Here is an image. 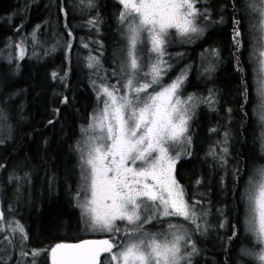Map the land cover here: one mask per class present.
Wrapping results in <instances>:
<instances>
[{"label":"trees","instance_id":"obj_1","mask_svg":"<svg viewBox=\"0 0 264 264\" xmlns=\"http://www.w3.org/2000/svg\"><path fill=\"white\" fill-rule=\"evenodd\" d=\"M92 1L93 6L100 2L106 21L103 31H87L85 24L90 18L79 16L84 23L80 51L66 44L67 37L63 39L64 44L55 41V45L64 47L53 57L35 61L30 57L20 59L17 48L24 46V56L30 52L29 31L41 17L34 16L29 21V16L18 15L19 11L29 8L28 0H0V88L2 99L6 97L9 101L3 106L6 108L9 103L15 113L24 112L22 117L11 116L12 137L0 143V210L6 222L27 224L25 248L42 250L44 264H50V254L44 252L45 249L90 238L85 234V221L76 198L81 184L76 146L81 139V129L89 124L98 105L92 86L95 75L88 67L86 56L88 52L96 54V40L106 44L105 50L110 57L122 47H115L113 43L118 34L110 30L113 20V15L108 14L110 3L107 0ZM237 1L227 0L226 28L207 33L196 45L186 46L187 49L178 37L171 36L172 44L168 47L167 60L171 68L163 81L165 84L176 78L178 70L180 72L178 58L174 56L177 52L186 54L182 64H187L189 58L206 46L217 45L223 47L224 52L221 69L214 72L204 86L191 87L193 91H213V97L208 105L201 104L193 113L189 131L191 143L175 171L190 203L208 206L213 201L215 207L224 211L223 219L229 224L228 232L223 233V240L217 245L208 238L203 239L190 222L172 220L190 233L200 256L208 255V258L196 260L195 264H239L247 261L246 252L255 244L243 224L245 203L242 194L252 172L264 166V154L262 140H259L262 129L255 115L257 96L252 71L245 63L252 19L245 0L240 8ZM70 2L54 0L51 3V9L62 22L64 32L61 33L69 30L65 15ZM73 8L72 1L69 12H76ZM239 16L244 22L245 37L244 41L238 38L241 47L237 48L232 26L236 28ZM71 38L73 36L69 40L75 44ZM9 55L14 57L6 61ZM108 64L105 62L106 66ZM53 73L57 74L55 78ZM225 148L227 152L222 151ZM29 192L35 195V201L27 208L24 197ZM0 227H6V224L0 222ZM166 228L167 220L146 226L150 232ZM6 234L0 232V264H17L22 249L19 247L20 235L16 233L9 243L2 239ZM246 243L247 247L244 246Z\"/></svg>","mask_w":264,"mask_h":264},{"label":"snow or ice","instance_id":"obj_2","mask_svg":"<svg viewBox=\"0 0 264 264\" xmlns=\"http://www.w3.org/2000/svg\"><path fill=\"white\" fill-rule=\"evenodd\" d=\"M198 3L200 0H119L122 11L118 19L125 40L119 77L115 84L93 81L98 107L81 129L83 138L76 146L81 172L78 206L93 231L109 233L111 238L56 244L44 250L50 254L51 264H182L185 260L192 264L191 257L198 250L193 243L191 251L182 252L181 242L189 237L184 226L171 218L193 224L198 218L195 205L199 202L185 198L175 177L181 149L187 151L191 143L189 121L196 98L182 97L187 78L183 72L167 84L163 79L171 68L164 57L173 30L188 38L203 31L199 21L208 13ZM245 4L257 17L258 73L264 86V0H245ZM234 31L239 48L240 32L238 28ZM144 45L151 54L147 64L140 55ZM19 50L22 59L25 49L21 45ZM88 67L99 71V59L90 56ZM56 75L53 73L54 78ZM243 198L248 231L261 245L256 258L264 264V168L249 178ZM162 220H167L164 231L146 230V225ZM0 222L6 224L0 227V232L7 233L2 239L11 243L16 233L21 241L26 239L24 226L6 222L2 210ZM22 254L42 255L40 250Z\"/></svg>","mask_w":264,"mask_h":264},{"label":"rangeland","instance_id":"obj_3","mask_svg":"<svg viewBox=\"0 0 264 264\" xmlns=\"http://www.w3.org/2000/svg\"><path fill=\"white\" fill-rule=\"evenodd\" d=\"M73 0H71L72 2ZM77 1V3H80L82 7L85 8H90L92 6V0H74ZM52 2H54V0H28V6L29 8L27 9V11H19L18 15L19 16H29V21L30 18L32 19L34 16H36V18L41 17V20L38 23H33L32 27L30 28V52H28L25 56H23V58L25 57H30L35 61H44L47 57L51 58L53 57L54 54L58 53L57 50H62V48L64 47L62 46H57L55 45V41L59 40L61 44H64V38L66 39V44L70 47H74L77 48L78 51H80L78 48L80 47L81 42L84 40V38L82 37V33L84 31V27L82 24V21H80L79 15H81L80 10L75 8V5L73 3L74 6V10L76 12H69V10L71 9V2L70 5L68 7L67 15H65V20L69 23V30L65 31V33H61L64 32V30H61L62 27V22L60 17L57 15V13L51 9L52 7ZM100 3V2H99ZM76 4V3H75ZM63 12V11H62ZM251 14V23L249 26V46L246 48V53H245V63L247 65H249V67L251 68V74H252V82L253 85L255 87V93H256V116L258 118L259 124L261 126L262 129V134L259 135V140L261 141V146H262V152L264 154V86L261 85L260 80H261V75L258 73L259 70V64L257 62V53H258V43H257V38L260 35V33L258 32V30L254 27L255 24H257V17L254 13L250 12ZM72 16V17H71ZM24 17V21H25ZM28 18V17H27ZM64 20V21H65ZM90 22H92V19H89ZM201 28H203V31L200 34H193L191 38L188 37H179L177 35L174 34V30H173V34L170 35L169 37V43L167 44L166 47V51H167V55L164 57L165 60L168 59L169 56V52H168V47H170V45L172 44V37H174V39H176L178 37L179 42L184 43L185 47L186 46H194L196 45L200 40L204 39V35H206L207 32V26H205V24L203 23L202 25H200ZM122 30V29H121ZM80 31H81V36H80ZM63 35V36H62ZM73 36V41L75 42L72 43L69 40V37ZM80 36V40L77 41V37ZM123 39V37H122ZM33 40H34V44H33ZM124 41V45L115 53L112 54V56L110 57V53L107 52V49L105 50V44H101L99 42V40H96L94 43L96 44L97 47V51L96 54H92V53H87L86 59L89 60V57H97L99 59L100 62V68L99 71L96 70L95 68H91L93 71V81H96L97 84H99L102 80H105L107 83L110 84H115L118 77H119V70H120V65L121 62L124 59V53L122 51V49L125 47V40ZM10 44V43H9ZM173 44H175L173 42ZM21 46V45H20ZM19 46V47H20ZM7 47V46H6ZM19 47L17 48V56L20 58V50ZM62 47V48H61ZM24 48V46H23ZM187 49V47H186ZM75 53H77V51H75ZM223 47H219L217 45H213V47H204L203 49L201 48L198 53L193 57L189 58L187 61V64H182L183 58L184 56H186L185 53H181L179 54V52H177V54H175L174 56L178 58V66L181 68L180 72L178 70V74L180 73H184L186 75V80L184 82L183 88H182V97L186 98L189 95H192L196 98L195 100V107L192 109L191 115H193V113L195 112V110L197 109V107H199L201 104H205L208 105L207 101H209L213 96H212V92L209 91L207 92H200L198 90L193 91L194 89H191L192 86L196 87V86H204L209 77H212L213 73L220 70L221 67L223 66ZM25 54V53H24ZM140 55L143 57L142 63L147 64L149 62L150 59V53L147 51V45L143 46V50L140 52ZM173 55V53H172ZM76 57H80L78 55H75ZM173 56V58H174ZM14 56L13 55H9L8 57L6 56V59L4 57V59L10 60L12 59ZM3 58V57H2ZM21 59V58H20ZM109 59H111V61H109ZM187 59V58H186ZM105 62H108V66L105 65ZM168 62V60H167ZM110 66V67H109ZM194 67H196L194 69ZM172 69H174L172 67ZM117 72V75H112L113 71ZM96 71V72H95ZM145 71H147V68H145ZM171 71V70H170ZM177 74V76H179ZM176 76V77H177ZM175 79V78H174ZM172 79V80H174ZM166 80V75L164 76L163 81ZM171 80V81H172ZM169 81V82H171ZM168 82V83H169ZM1 84V82H0ZM93 89L97 95L96 92V87L94 86V84L92 85ZM212 90V89H211ZM149 91H151V89H149ZM8 101V99L6 97H3L2 99V94H1V88H0V143L4 142L7 139H10L12 137V133H13V129L11 126V116L12 115H17L19 117H22L24 115L23 111H20L19 114L14 112V108L12 109V107H9V103L7 105V107L5 108L3 105H5ZM98 107V105H97ZM97 110V109H96ZM94 113V112H93ZM22 120V119H21ZM87 127V126H86ZM189 131H190V121H189ZM189 135V132H188ZM83 138V133L81 134V139ZM80 143V142H79ZM189 147V145H187V148ZM222 151L224 152V149H222ZM223 154V153H222ZM186 156V151H184L183 149H181V155H180V159H183ZM178 160V161H179ZM177 161V163H178ZM176 163V166H177ZM264 168V166L258 167L256 168L251 176L258 170ZM176 171V169H175ZM250 176V177H251ZM176 177V175H175ZM249 177V178H250ZM177 180V178H176ZM249 180V179H248ZM246 189V188H245ZM245 192V190H244ZM244 192L242 194V199L245 203V200L243 198L244 196ZM22 195V194H21ZM25 207L29 208L32 205H34V201H35V195L33 193H28L25 197ZM217 197H215L214 199H216ZM220 198V197H219ZM213 199V200H214ZM196 206V210L198 213V218L196 219V224L191 223V221H186V222H190L191 224H193V226H195V228L199 231L200 234L203 235V239L208 238L212 243L220 245L221 241L223 240V233H227L228 229H229V224L227 221H225L223 219V215H224V211L222 209H219L218 207H215L213 201L211 202L210 205L208 206H201V205H195ZM245 211H244V215H243V224L244 227L246 228L247 232L251 235L253 241L255 242V244L251 247L250 251L248 253L251 254H246V260L248 261H240L239 264H261V262L256 258V254L260 253L261 251V245L257 244L255 241V237L252 233H250L248 231V223H247V207H246V203H245ZM174 219H178V220H182L184 221L182 218L179 217H172L171 220ZM85 221V220H84ZM164 221V220H162ZM159 221V222H162ZM157 222V221H153ZM20 224V223H19ZM24 226V228H26L27 224H21ZM29 225V224H28ZM150 225V224H149ZM146 225V226H149ZM197 225H199V229L197 228ZM85 229H86V236L90 237V238H106V239H110L111 238V234L109 233H104V232H99V231H93L91 226L87 223H85ZM26 232V230H25ZM27 234V232H26ZM186 234L189 237V239L187 240V242L182 241V252H187V251H191V245L194 243L198 252L196 254H194L191 257V261L192 264H195L196 260H199L201 258H208V255L202 257L200 256V251L196 245V243L192 240L190 233L186 230ZM18 236L20 234H17ZM26 239H24L23 241L20 240L19 243V247L22 248L20 250V260L18 261L17 264H33V261H35V264H44L43 261L41 260L42 256L44 255L43 251H41L42 255H40L39 257H33L32 255H23L22 253H31L32 251H36V250H31V248L26 247ZM245 247H247V243L244 245ZM246 252V249L243 250V254ZM13 254V252L11 253ZM49 263L51 264V261H49ZM182 264H187V261H183Z\"/></svg>","mask_w":264,"mask_h":264},{"label":"flooded vegetation","instance_id":"obj_4","mask_svg":"<svg viewBox=\"0 0 264 264\" xmlns=\"http://www.w3.org/2000/svg\"><path fill=\"white\" fill-rule=\"evenodd\" d=\"M110 3V7L108 8V14L111 13L113 15L112 24H110V30L112 32H116L118 34L116 38L113 40L114 46H123L124 41L122 39V27L119 22L118 16L119 13L122 11V6L119 4V0H107ZM238 7L240 8V4L242 0H238ZM73 3L75 5V8L80 10L81 17L85 18H91L92 22H88L85 25L87 26V31L89 32H95L100 33L104 29L105 25V16L102 14L101 7L99 3L96 4V6H92L90 8L82 7L80 3H77V1L73 0ZM76 3V4H75ZM99 5V6H98ZM114 5V6H113ZM197 7L201 9V11L206 10L208 13V17L204 18L201 17L199 21V25H202L205 23V26H207V32L206 34H211L216 30H221L222 28H226L228 26V22L226 17L228 16V4L227 0H200V3L197 4ZM242 16H239L238 21L239 23L232 26V32L238 28L240 32L239 38H243L242 41H244V22H242ZM80 21H82L80 19ZM104 21V24H102ZM82 24L84 25L83 21ZM235 33V32H233ZM192 46H189L191 48ZM105 48L106 44H105Z\"/></svg>","mask_w":264,"mask_h":264},{"label":"water","instance_id":"obj_5","mask_svg":"<svg viewBox=\"0 0 264 264\" xmlns=\"http://www.w3.org/2000/svg\"><path fill=\"white\" fill-rule=\"evenodd\" d=\"M103 239H106V238H84L80 241H76V242H70V243H67V244H75V243H80L82 241H85V240H103ZM102 260H103V257H102Z\"/></svg>","mask_w":264,"mask_h":264}]
</instances>
